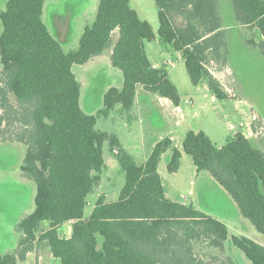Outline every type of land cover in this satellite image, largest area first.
<instances>
[{"label": "trees", "instance_id": "16d2710c", "mask_svg": "<svg viewBox=\"0 0 264 264\" xmlns=\"http://www.w3.org/2000/svg\"><path fill=\"white\" fill-rule=\"evenodd\" d=\"M158 7V37L181 52L194 85L204 81L216 98L227 97L206 61L226 62V42L219 0H154ZM241 25L256 27L264 38V0H231ZM44 0H7L0 12V142L26 145L20 166L36 184L34 209L21 218L13 252L1 253L0 264H20L36 240L46 241L59 264H236L226 241L239 248L250 264H264V245L244 235H229L227 225L192 204L165 195L158 163L170 152L167 169L178 170L180 150L170 137L152 148L138 164L121 147L116 135L96 128L97 115L79 103L80 83L73 64H84L107 48L121 70V88L103 94L108 115L115 105L130 109L137 88L180 104L176 85L164 66H154L145 42L156 38L129 0H100L91 25H86L74 50L65 51L43 21ZM182 18L176 25L173 18ZM118 36L113 41V32ZM258 44L264 56L263 42ZM14 98L15 104L11 101ZM17 125L15 132H8ZM117 150L125 182L115 200L99 195L85 216L87 196L99 184L105 167L104 142ZM182 149L196 171H207L227 191L242 216L264 235V151L242 132L218 147L203 130L186 131ZM42 221L49 227L37 236ZM71 223V234L57 228ZM206 242L218 255L205 259L197 242Z\"/></svg>", "mask_w": 264, "mask_h": 264}, {"label": "rangeland", "instance_id": "374dc122", "mask_svg": "<svg viewBox=\"0 0 264 264\" xmlns=\"http://www.w3.org/2000/svg\"><path fill=\"white\" fill-rule=\"evenodd\" d=\"M7 0H0V12ZM100 0H44L42 18L50 33L61 42L63 50H74L86 25H91L96 16ZM141 19L147 20L156 38L146 41L147 56L158 66L166 68L168 78L176 85L180 97L179 106L157 93L138 88L133 106L125 109L115 105L108 115L98 113L103 109V94L110 88H121L123 76L119 68L110 61V49L94 56L84 64H73L72 71L80 83L79 103L88 114L97 115L96 128L116 135L120 147L138 163H143L153 146L164 137L173 136L174 145L182 152L177 171L170 172L167 162L170 152L162 155L158 164L165 195L168 199L194 208L224 222L229 235H244L264 244V235L241 215L230 194L225 191L205 170L196 171L192 157L182 150V142L189 129L203 130L216 146L225 144L228 136L242 132L250 137L253 145L264 151V56L258 44L264 38L256 27L241 25L235 18L231 0H219L222 14V29L226 42V62L222 59L206 61L205 66L219 80L227 97L216 98L202 81L194 85L186 71L184 59L169 43L158 37V7L154 0H129ZM176 25L182 18H173ZM2 25L0 21V31ZM63 32V35L61 34ZM66 36V38H60ZM118 36L116 30L115 38ZM1 69V62H0ZM15 104V100L11 97ZM255 115L254 119L252 116ZM250 124L249 130H247ZM17 125L8 132H15ZM117 150H111L109 142L103 145L105 167L99 184L87 196L85 216L92 211L99 195L106 201L115 200L125 182V172L118 159ZM26 154L22 142L5 140L0 142V252H13L21 237L17 223L34 209L36 184L23 176L20 166ZM71 223L65 222L57 228L59 236L71 234ZM49 227L42 221L37 236ZM70 231V232H69ZM35 254L41 250L39 264H59L46 241L34 242ZM15 248V249H14ZM229 255L236 264H250L244 253L226 241ZM202 256L218 255L216 248L200 241L195 245ZM36 254V256H37ZM30 255L21 264H33ZM37 264V260H36Z\"/></svg>", "mask_w": 264, "mask_h": 264}, {"label": "crops", "instance_id": "0c3cea01", "mask_svg": "<svg viewBox=\"0 0 264 264\" xmlns=\"http://www.w3.org/2000/svg\"><path fill=\"white\" fill-rule=\"evenodd\" d=\"M61 34L63 35V32H61ZM116 35V30L113 32V41H115L116 40V38L114 37ZM64 37L66 38V36H62V37H60V38H63L64 39ZM146 47V46H145ZM110 49V54H111V48H109ZM146 52H147V48H146ZM94 58V57H93ZM149 58V57H148ZM150 61H151V59H149ZM151 63L154 65V66H156L157 67V64L155 63V62H153V61H151ZM139 88V87H138ZM138 88H137V92H136V94L138 93ZM160 97V96H159ZM136 98V97H135ZM162 98H165V97H162ZM165 99H167V98H165ZM169 100V99H168ZM176 106V105H175ZM179 106V105H178ZM250 124H248V126H246L247 127V130H249V128H250V126H249ZM193 130H195V129H193ZM171 139H172V141H173V143H174V137L173 136H169ZM246 137H247V135H246ZM118 138V137H117ZM250 138V137H249ZM119 140V139H118ZM120 143V142H119ZM176 146V145H175ZM178 149H179V147L178 146H176ZM180 150V149H179ZM183 150V149H182ZM180 152H181V150H180ZM181 157H182V152H181ZM161 160V159H160ZM160 162V161H159ZM159 164V163H158ZM159 173V172H158ZM160 175V174H159ZM70 222V221H69ZM71 231V230H70ZM69 231V232H70ZM260 244H263V243H261V242H259ZM17 245H18V243H17ZM264 245V244H263ZM17 247V246H16ZM15 247V248H16ZM14 248V249H15ZM36 249H35V247H34V249L33 250H31V251H28L27 252V254H26V257H25V260L30 256V255H34V257H35V261H34V263L33 264H36V260H37V264H39V259H40V252H41V250L38 252V254H37V256H36V254H35V251ZM53 256V255H52ZM54 257V256H53ZM55 258V257H54ZM55 259H57V258H55ZM24 260V261H25ZM58 260V259H57ZM23 262V261H22ZM21 262V263H22ZM20 263V264H21Z\"/></svg>", "mask_w": 264, "mask_h": 264}, {"label": "built area", "instance_id": "2783aa9c", "mask_svg": "<svg viewBox=\"0 0 264 264\" xmlns=\"http://www.w3.org/2000/svg\"><path fill=\"white\" fill-rule=\"evenodd\" d=\"M252 117H253L254 119L256 118V116H255V115H253Z\"/></svg>", "mask_w": 264, "mask_h": 264}]
</instances>
